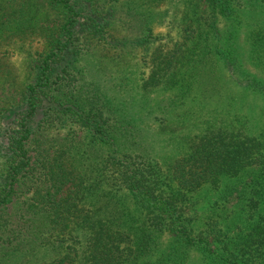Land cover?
<instances>
[{"label":"trees","instance_id":"1","mask_svg":"<svg viewBox=\"0 0 264 264\" xmlns=\"http://www.w3.org/2000/svg\"><path fill=\"white\" fill-rule=\"evenodd\" d=\"M35 1L0 0V45L42 41L28 52L27 79L4 106L9 113H2L3 252L18 253L21 264L36 246L52 251L37 264H180L185 250L195 248L208 264H264V123L257 133L239 126L207 128L189 138L164 169L142 145L132 146L133 123L116 114L94 83L82 82V72L71 62L94 44L114 56L128 46L139 47L148 68L140 83L143 91L177 85L188 66L194 73L204 65L211 72L216 59L233 75L240 69L233 41L226 44L231 32L221 30L218 21L235 22L242 0H196L184 9L178 33L156 38L149 25L148 35L129 42L107 29L108 18H98L101 9L88 0H38L54 13L40 23ZM250 51L264 67V19L258 21ZM5 57L0 50V72L9 69ZM210 72L202 87H214ZM235 79L264 98V79L252 74ZM70 122L85 130L100 151L99 178L92 182L71 161V145L52 143L48 136L49 127ZM100 181L125 188L134 210L125 200L112 202ZM205 186L227 205L232 201L233 218L248 227L234 248L227 241L215 248L196 228L191 192ZM19 191H25V200L15 221L9 204ZM135 210L141 214L138 223ZM162 234H168L169 243L159 250Z\"/></svg>","mask_w":264,"mask_h":264},{"label":"rangeland","instance_id":"2","mask_svg":"<svg viewBox=\"0 0 264 264\" xmlns=\"http://www.w3.org/2000/svg\"><path fill=\"white\" fill-rule=\"evenodd\" d=\"M88 1L101 9L96 11L101 15L98 18H108L109 21L105 24L107 29L114 35L126 36L129 42L136 36L148 35L149 25L152 26V35L156 38H163L168 32L178 33L184 9H190L196 0ZM35 3L39 5V23L54 18V13L40 1L36 0ZM263 8L264 0H242L241 4L236 6L235 22L227 24L223 19L218 21L221 30L228 29V34L231 32L226 38V44L233 41L235 61L240 69H236L233 75L222 65L221 59H216V67L210 69L211 72L205 65V68L201 65L202 68L195 73L193 68L188 66L177 85L143 91L140 83L143 76L147 75L148 68L141 57L139 47L128 46L122 55L114 56L106 53L100 45L94 44L71 62L82 72V82L94 83L101 93H105L116 114L128 118L133 123L135 136L132 146L137 148L142 145L146 156L158 160L165 169L166 160L179 154L189 138L207 128L239 126L249 133H257L262 127L264 98L257 92L240 86L235 78L252 74L264 79V67L258 64L256 54L250 51L252 36L258 30V21L264 19V10H261ZM196 15L199 16V13ZM17 17L21 19L22 16L18 14ZM13 24L17 25L15 21ZM39 39L26 41L23 46H17V41L0 45L9 68L0 72V130L3 123L2 113H9L3 111V108L11 104V98L16 95L15 89H19L27 79L28 52L42 44ZM219 56L220 53H216V57ZM207 72L212 73L207 77L214 78L210 82L215 81L214 87L210 84L202 87L201 80ZM47 133L52 143L71 145V161L86 174L87 182L99 178L100 151L94 142L89 140L85 130L70 122L63 126L49 127ZM2 159L0 154V166ZM100 184L109 191L108 196L112 202L123 204L125 200L129 207H134V202L131 196L127 195L125 188L118 189L103 181H100ZM22 188L25 189V185H22ZM209 189L205 186L191 192L190 212L194 216L193 221L197 229H202L208 234L215 248H222L226 241L228 248H234L237 241H244L240 235L242 228L245 232L248 227L240 219L233 218L230 210L231 207L235 208V205H231L232 201L227 205L222 198H216ZM28 192L26 193L31 195L32 188ZM24 193L19 191L9 204V211L15 221L20 220L16 213L23 210ZM135 212L137 216H134L133 221L138 223L141 214L136 210ZM168 243V234L159 236V250ZM4 248L0 244V264H21L18 253L7 256L3 252ZM34 249L25 254V264H37L52 255V251L46 250L45 246H36ZM185 253L180 264H208L195 248H188Z\"/></svg>","mask_w":264,"mask_h":264}]
</instances>
